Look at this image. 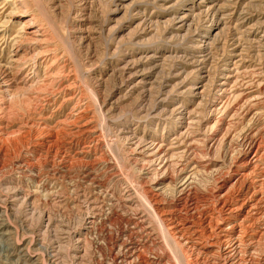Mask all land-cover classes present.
Returning a JSON list of instances; mask_svg holds the SVG:
<instances>
[{
	"label": "rangeland",
	"instance_id": "374dc122",
	"mask_svg": "<svg viewBox=\"0 0 264 264\" xmlns=\"http://www.w3.org/2000/svg\"><path fill=\"white\" fill-rule=\"evenodd\" d=\"M0 264H264V0H0Z\"/></svg>",
	"mask_w": 264,
	"mask_h": 264
},
{
	"label": "bare ground",
	"instance_id": "6f19581e",
	"mask_svg": "<svg viewBox=\"0 0 264 264\" xmlns=\"http://www.w3.org/2000/svg\"><path fill=\"white\" fill-rule=\"evenodd\" d=\"M29 21V20H28ZM30 25V24H29ZM26 28V27H25ZM39 29H41L40 27H38ZM37 30V29H36ZM29 32V31H28ZM33 32V31H32ZM32 32H30V33H32ZM36 36V35H35ZM26 41V40H25ZM35 57V56H34ZM83 110V109H82ZM84 129V128H83ZM99 137V136H98ZM41 143V142H40ZM40 178V177H39ZM221 185V184H220ZM187 199V198H186ZM248 199V198H247ZM86 205V204H85ZM197 208V207H196ZM221 213V212H220ZM139 220H141L142 221V219H139ZM164 222V221H163ZM137 223V222H136ZM138 224V223H137ZM220 229V228H219ZM219 232H220V236L221 237H223V236H225L226 235V233H228L229 232V230L228 229H223V228H221L220 230H219ZM237 239V238H236ZM248 241V240H247ZM214 243V242H213ZM198 255V254H197ZM142 257V256H141ZM43 262V261H42Z\"/></svg>",
	"mask_w": 264,
	"mask_h": 264
}]
</instances>
